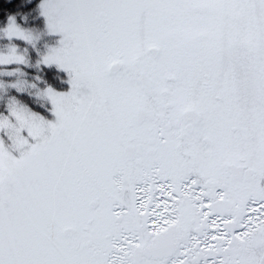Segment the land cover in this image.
<instances>
[{"label": "snow or ice", "instance_id": "obj_1", "mask_svg": "<svg viewBox=\"0 0 264 264\" xmlns=\"http://www.w3.org/2000/svg\"><path fill=\"white\" fill-rule=\"evenodd\" d=\"M39 8L70 89L0 109V264H264V0Z\"/></svg>", "mask_w": 264, "mask_h": 264}, {"label": "trees", "instance_id": "obj_2", "mask_svg": "<svg viewBox=\"0 0 264 264\" xmlns=\"http://www.w3.org/2000/svg\"><path fill=\"white\" fill-rule=\"evenodd\" d=\"M39 1L40 0H0V51L6 49L7 46L13 45L12 43H18L13 39H9L2 31L9 24L10 18L14 19L15 23L23 29L28 27H38V25H40V17L37 6ZM20 47L19 50L21 53H24L25 49H27L26 57L28 63L25 66L20 65L21 67L16 66L23 69L26 79L28 80L27 85L23 83L24 88L28 87L31 89L33 84H35L36 88L40 90H43L49 85L57 89L63 86L58 83L59 80L61 81L65 78L66 73L63 70H60L55 66L46 67L38 64L42 51L37 52L36 49L37 47H40V43L37 44V47H35V45L26 48ZM10 67L12 66L0 65V73L4 68ZM16 79L17 77H14L9 80L8 77L0 74V80L5 82H11ZM4 87L6 88V92L0 94V109L7 104L10 97H16L29 106L30 109L34 108L32 101L26 96L29 91L18 93L15 88L10 87V84L4 85ZM33 88L31 91L34 90Z\"/></svg>", "mask_w": 264, "mask_h": 264}, {"label": "rangeland", "instance_id": "obj_3", "mask_svg": "<svg viewBox=\"0 0 264 264\" xmlns=\"http://www.w3.org/2000/svg\"><path fill=\"white\" fill-rule=\"evenodd\" d=\"M41 2H42V0L38 3V8H39V5L41 4ZM39 10H40V8H39ZM41 11V10H40ZM41 18H42V25L41 26H39V29H38V31L37 32H33L31 29H29V27L28 28H26L25 30H28V31H30L33 35H34V37H35V40H34V43H38V42H42V44H43V49L46 51H48L49 50V48H53V47H57L58 46V44H59V41H60V39H61V34H59V33H50L49 31H48V29H47V24H46V19H45V17L44 16H42L41 15ZM14 38H17V37H14ZM18 39H20V38H18ZM23 40V39H22ZM23 41H25V40H23ZM27 42V41H26ZM30 44H32V43H30ZM14 46H16L15 44H13ZM12 45V46H13ZM6 48H9V47H6ZM16 48H17V46H16ZM7 50L8 49H5V50H2V51H0V52H7ZM47 53V52H46ZM54 66H56L55 64H53ZM15 68H17V67H10V68H4L3 70H2V72L1 73H3V72H6V71H11L12 69H15ZM4 76H6V77H8L9 78V80H10V78H12L13 76H15V73L12 75V76H8V75H4ZM70 89V84L69 83H67V87L64 89V90H59V91H68ZM42 98V97H41ZM44 98V97H43ZM32 101V100H31ZM44 101L50 106V108H49V113L51 114V115H53V116H51L50 118H48V117H46V116H44L46 119H48V120H55V116H54V113L53 112H51L50 111V109H51V107H52V105H51V102L50 101H48V100H46L45 98H44ZM32 103H35V104H37V102L36 101H32ZM45 114H47V113H45ZM41 115V114H40Z\"/></svg>", "mask_w": 264, "mask_h": 264}, {"label": "clouds", "instance_id": "obj_4", "mask_svg": "<svg viewBox=\"0 0 264 264\" xmlns=\"http://www.w3.org/2000/svg\"><path fill=\"white\" fill-rule=\"evenodd\" d=\"M13 46H14V45H13ZM15 47H16V46H15ZM11 71H13V72L15 73L17 79L14 80V81H11V82H5V81L0 80V82H2L4 85H8V84L16 83L17 81H22L25 85H27L28 80L26 79L25 73H24V71H23L22 68L17 67V68H15V69H12ZM32 88H33V87L31 86V89H32ZM24 89H25V91H29V92H31V89L28 88V87H25ZM5 92H6V88H5V87L0 88V94H3V93H5Z\"/></svg>", "mask_w": 264, "mask_h": 264}]
</instances>
